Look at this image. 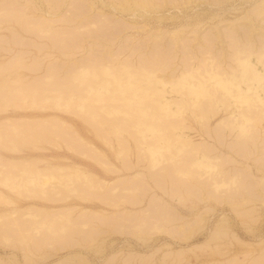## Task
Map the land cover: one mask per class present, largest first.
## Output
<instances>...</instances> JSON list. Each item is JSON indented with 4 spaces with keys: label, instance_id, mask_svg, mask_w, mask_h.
<instances>
[{
    "label": "rangeland",
    "instance_id": "1",
    "mask_svg": "<svg viewBox=\"0 0 264 264\" xmlns=\"http://www.w3.org/2000/svg\"><path fill=\"white\" fill-rule=\"evenodd\" d=\"M118 1L0 0V83L4 85L0 84V264H264V259L261 261L264 258V120L255 122L254 118L256 124L250 121L253 124L244 122L238 126L234 123L233 130L229 129L232 123L228 124L230 127L222 125L223 122L219 121L221 118L228 120L230 109L237 111V107L242 109L245 104L236 98L229 100L228 104L214 107L217 116L208 110L210 102L203 103L201 106L207 105L203 108L213 117H209L210 121L205 118L206 124L202 123L203 120L194 118L192 112L189 115V111L194 110L193 106H200V103L194 105L187 98L185 102L189 85L184 81L192 77L187 80L179 77L183 76V69L187 73L188 67L195 68L197 64L200 72L214 69V65L218 64L213 63L216 61L221 69L225 67L222 69L224 73H229L226 67H230L231 74L237 73L231 68L237 61L234 54L240 49H236L239 39L238 46L241 47L240 43L245 46L243 42L251 36L249 45H255V51L259 49L262 52L264 9L262 12L259 9L264 7V1L184 0L180 4L181 0H146L157 8L154 7V12L139 9L140 14L132 8L135 7L134 0H127L130 5L125 4L126 0L120 1L121 4ZM141 1L134 3L137 5ZM89 2H93L91 8ZM117 4L130 8H116ZM124 8L125 11H119ZM213 36L215 42H212ZM228 38H232V43ZM206 51L210 52L209 55ZM189 53L201 61L194 63L196 60L193 56L191 60ZM205 53L208 58L210 54H214L213 59L219 56L216 61L209 58L213 66L207 63L210 60L204 61L208 59ZM114 59L115 62L117 59L121 61V65L127 60V66L133 68L132 71L139 68L136 71L138 74L160 64L157 70L160 72L163 69V74L170 75L165 78L174 75L176 77L172 80H181L176 86H168L169 90L158 89V93H164L162 95L166 99H178L176 101H181L182 106L184 99L186 105L189 103L188 111L187 105L186 108L183 106L185 110L180 112L182 114L169 115V112L172 114L171 104L166 106L164 102L163 107L155 105L154 109L146 108L167 114L158 116L161 120L149 115L138 118L137 111L143 107L138 104L143 103V108L153 104V96L131 100L122 98L133 92L139 95L144 85L146 89L150 86L156 90L154 79L152 76L145 77L153 80L152 85L149 80H144V75L139 74L144 81L137 78V84L135 78L130 77V85H124V79L123 83L116 81L117 77L124 76L121 75L122 70L119 69L122 71L119 73L114 68L119 63H115ZM102 60L103 64L105 62L103 66ZM202 61L208 66L205 67ZM16 63H19L18 67H15ZM96 64L107 68L112 64L113 69H110L115 71L110 70L111 74L115 76L117 72L119 75L115 79L108 70L102 74L98 70L96 81L92 74L80 73L84 68L98 66ZM210 65L212 67L209 68ZM237 65L238 62L236 69ZM141 67L144 69L141 70ZM193 69L196 74L193 72V75L197 76L198 69ZM76 73V78L72 79ZM155 73L158 72L155 70ZM204 74L198 78L208 82L206 84L210 85L209 90L212 88V96L217 90L222 91L220 94L224 93L219 101L230 90L237 91L232 82L231 86L221 87L214 82V78ZM248 76L253 80L257 78L254 71ZM192 80L195 79H191L190 83ZM99 81L100 87L96 89L95 84ZM247 81L237 88L248 86L246 83L250 87L255 85L252 80ZM256 81V85H263L264 76ZM88 85H94L93 89L89 90ZM226 87H230L228 92ZM55 88L66 91L62 90L63 96H59L63 99H52L57 94ZM251 90H245L244 94L255 96L254 90ZM17 91L22 92L19 94ZM68 92H75L76 96L72 98ZM64 94H70L71 99ZM161 94L154 97L159 98ZM179 94L183 96L182 100H179ZM40 95H46L47 99ZM217 95L215 97L218 98L220 95ZM20 97L23 99L20 100ZM34 97H38L35 98L37 102L31 99ZM207 97L198 95L195 102H205L203 99ZM256 101V97L251 100L253 104ZM229 104L233 108L223 107ZM254 105L253 108L257 107ZM258 105L261 106L260 103ZM182 106L179 107L183 110ZM199 108L194 112L198 113L202 107ZM125 110L130 115H123ZM254 110L259 113L264 111L261 108V111L258 108ZM261 118L264 119V116ZM248 125L251 130L247 131ZM17 129L33 134V142H20ZM236 131L245 133V137ZM198 145L202 146L199 148L201 151L219 158L198 159L194 150L195 146L200 147ZM210 160L212 163H209ZM219 168L224 174L229 173L226 178L237 176V179L233 178L237 181L231 183L229 179L230 184L216 188L212 178L220 179L216 176ZM236 202H239L237 207ZM155 223L157 225L153 227ZM52 227L53 233H49ZM217 227L226 232L221 231L222 239L219 236L211 240L210 236ZM182 229L192 233H181ZM181 234H186L187 239H183ZM213 247L215 251L222 249L224 252H215Z\"/></svg>",
    "mask_w": 264,
    "mask_h": 264
},
{
    "label": "bare ground",
    "instance_id": "2",
    "mask_svg": "<svg viewBox=\"0 0 264 264\" xmlns=\"http://www.w3.org/2000/svg\"><path fill=\"white\" fill-rule=\"evenodd\" d=\"M114 1H116V0H114ZM120 1H122V2H124L123 0H120ZM120 1H118V3L120 2ZM127 1V0H126ZM126 1H125V4H127V5H130L129 3V1H127V3H126ZM133 1V0H132ZM134 1H136V0H134ZM134 1H133V4L135 5V7H132V8H134L135 10L134 11H139V9H142V11H149L150 12V10H153V12H154V10H156V9H154V7L155 8H157L156 6H153L152 4H150V3H147L146 2V0H144V3L141 1L140 3H137V5L134 3ZM148 2H149V0H147ZM171 1V0H170ZM264 1V0H263ZM139 2V1H138ZM152 3L153 2H155V1H151ZM174 2H176V1H174ZM182 2H184V0L182 1L181 0V2H180V4L182 3ZM186 2H188V3H190L189 1H186ZM185 2V3H186ZM193 2V1H192ZM132 3V2H131ZM142 3V4H141ZM161 3H163L162 1H161ZM173 3V2H172ZM176 3H178V2H176ZM93 4V2L92 3H90L89 2V5H90V8H91V5ZM120 4H121V2H120ZM119 4V5H120ZM140 4V5H139ZM170 4V3H169ZM111 5H112V3H111ZM155 5V4H154ZM159 6H160V4H158ZM157 5V6H158ZM164 5V4H163ZM173 5H176V4H173ZM179 5V4H178ZM264 5V4H263ZM93 6V5H92ZM103 6V5H102ZM109 7H110V5H108ZM116 6V5H115ZM183 6V5H182ZM262 6V5H261ZM108 7V8H109ZM113 7V6H112ZM121 8L122 6L120 5V6H118V4H117V7L116 8ZM123 7H125L126 9H127V7H126V5H123ZM122 7V8H123ZM138 7V8H137ZM115 8V7H114ZM122 9V10H120L119 9V11H125L126 9ZM128 8H130V7H128ZM158 8H160V7H158ZM161 8H163V7H161ZM179 8V7H178ZM264 9V7H262L261 9H259L260 10V12H262L261 10H263ZM111 10H112V8H111ZM114 10V9H113ZM118 10V9H117ZM133 10V9H132ZM127 11H129V9L127 10ZM159 11H160V9H159ZM164 11V10H163ZM117 12V11H116ZM130 12H131V9H130ZM133 12V11H132ZM142 13V14H145V13ZM158 12V11H157ZM259 12V11H258ZM118 13V12H117ZM126 13V12H125ZM128 13V12H127ZM147 13V12H146ZM156 13V12H155ZM121 14H123V12H121ZM131 14V13H130ZM135 13H133V15H134ZM138 14H140L139 12H138ZM255 14V13H254ZM258 14V13H257ZM132 15V16H133ZM136 15V14H135ZM247 15V14H246ZM143 16V15H142ZM141 16V17H142ZM176 16V15H175ZM245 16V15H244ZM249 16V15H248ZM151 17V16H150ZM246 18H248L247 16H245ZM245 17H243V18H245ZM146 18V17H145ZM30 27V26H29ZM40 27V26H39ZM183 28V27H182ZM175 31V30H174ZM178 31V30H177ZM236 32V31H235ZM177 33V32H176ZM229 33V32H228ZM174 34H175V32H174ZM196 34V33H195ZM248 35H250V33H247ZM253 33H251V35H252ZM176 35V34H175ZM228 35V34H227ZM246 35V34H245ZM196 36V35H195ZM212 36V35H211ZM215 36V35H214ZM214 36H213V38H214ZM235 36V35H234ZM247 36V35H246ZM246 36H244V37H246ZM155 37V36H154ZM173 37V36H172ZM215 37H218V35H216ZM232 37V36H231ZM249 37H251V36H249ZM249 37H246V38H244V39H246V40H244V41H246V42H243L244 43V45L245 46H243L242 45V43H240L241 44V47L240 46H238V42L240 41L241 42V39H239V41L237 42L236 40H238V36H237V39L236 40H234V41H236L237 43V46H236V49L237 48H240V49H234V50H236L235 51V54H234V52H232L235 56L234 57H236L235 58V60H237L236 62H238V65L237 66H239V67H237V69H236V62H234L235 63V67H233V68H235V69H233V68H231L232 70H234L235 72H237V73H235L234 74V72H233V74H231L232 73V71H230V67H226V69L227 68H229V73L228 74H226V72H228V71H226L225 73H224V71L222 70L223 68H225L224 66H223V68L221 69V65H219V62H217L216 61V57H218L219 58V56L218 55H216V56H214L215 58V60L212 58V56L214 55V54H210V56L211 57H209V58H211L213 61H216V62H213V61H211L209 58H208V56H206V54L210 51H206L207 53H205V57L206 58H208V59H206V60H204V61H208V60H210V61H208L207 63H210V64H212V62L214 63V64H216V63H218L217 65H214V64H212V66L214 65V69L216 70V71H214V69H213V67L210 65L209 66V68L210 67H212V69L210 68V69H208V70H205V69H203V70H205L206 72H200L201 70H199L198 68H200V67H198L197 68V66H199L197 63V66L195 65V64H193V62L191 63V62H188V64L189 65H195L196 67V69L194 68V67H192L191 68V66L190 67H188L189 65L187 64V67L189 68V69H187V67L185 66L184 68H186L188 71H187V73L185 72V69H183L184 71H183V73H182V77H181V75H179V77L180 78H183V79H186L187 80V78H189V76L190 77H192L191 79H195V80H192V82L193 81H195V82H191L190 83V81H191V79H188L189 81H184L185 83H187L188 85H189V87H188V91L186 90V92H185V94H186V97L184 96L185 94H182L184 97H185V102H186V98H187V100L188 101H192V103L194 104V105H196V104H198L199 105V103H200V106H197V108H195L194 106H193V108H194V110H196V109H198L199 107L201 108L202 107V109H200V110H198L197 112L198 113H195L194 112V110L192 109V111L190 110L189 111V115H190V113L194 116V118L195 117H198V118H200V119H202L203 120V122L202 123H204L205 121H207L208 120V118L209 117H213L212 116V114L211 113H209L208 111H206L205 110V108H203V107H206L207 105H204V106H201V105H203V103H212V102H214V103H218V104H216V106H214L215 104L214 103H212L213 104V106L209 103L208 105L210 106V107H208L207 106V108H208V110H210V112H216V110H214L213 108L214 107H217L219 104H226L227 102H229V100H237L236 98H239V99H241L242 101V103H245L244 105H242L241 107H242V109H239V107H237V111L236 110H234V109H230L228 112V117L229 118H227V116H226V118L228 119L227 121H224V120H226L225 118H221L222 120L221 121H219V122H221V124H222V122H223V124L222 125H225V124H229V123H232V127H230L231 125H228L227 127H230L229 129L230 130H233V127H234V123H237V126L240 124V123H244V122H248L249 124H253V123H250V121L251 122H254V120H255V122H258V121H260V120H264L263 118H261L262 116H264V111H262V113H259V112H257L256 110H254L253 111V109H255V108H258V110H260V108H261V110H263L264 109V83H263V85H260V84H258V85H256V83H258V81H256L257 79H260V77L263 75L264 76V61H261L260 59H264V50L262 49L261 51L262 52H260L259 51V49H257L256 51H257V53H256V51H255V49L253 48V47H255V45H253V47L251 46V45H249ZM159 38V37H158ZM197 38V37H196ZM212 37L210 38L211 40L213 39ZM218 39V38H217ZM229 39V41L231 42V40L230 39H232V38H228ZM157 40V39H156ZM160 40V39H159ZM193 40V39H192ZM215 40V38L212 40V42H215L214 41ZM252 40V39H251ZM173 41H174V39H173ZM208 41H209V39H208ZM233 41V42H234ZM247 42H248V44H247ZM174 43V42H173ZM232 43V42H231ZM213 44V43H212ZM166 45V44H165ZM215 46V45H214ZM213 46V47H214ZM233 46V45H232ZM243 46V47H242ZM209 47V46H208ZM163 48V47H162ZM233 48H235V47H233ZM241 48H243V49H241ZM187 49H189V51L191 52L192 50H190L191 48L190 47H187ZM208 49V48H207ZM238 51V52H237ZM172 52V51H171ZM201 52V51H200ZM187 54H188V52H186ZM210 53V52H209ZM209 53H208V55H209ZM232 53H231V55H232ZM238 53V54H237ZM202 54V53H201ZM238 56H237V55ZM176 55V54H175ZM190 56H191V60H192V54L190 55V53H189V58H190ZM195 56V55H194ZM193 56V57H194ZM203 56V55H202ZM201 56V57H202ZM221 56V55H220ZM175 57V56H174ZM205 57H204V59H205ZM232 57V56H231ZM196 57H194V59H195ZM233 58V57H232ZM123 59V58H122ZM122 59H119V60H122ZM201 59V58H200ZM234 59V58H233ZM124 60H125V58H124ZM196 61H194V63L195 62H197V60L198 59H195ZM218 60V59H217ZM231 60V59H230ZM103 61L104 60H102V66L105 64V62H104V64H103ZM113 61V60H112ZM118 61V59L116 60V62H115V59H114V62L115 63H118L117 62ZM127 61V60H126ZM124 62V63H126V64H124L123 62V64L121 65L120 64V62L118 63V65H116V67H114L115 69H116V71H119V69L120 70H122L123 71V73L121 74L122 75V77L123 78H119V77H121V76H119V77H117V79H116V76H118L119 74L117 73V72H115V74H117V75H115L114 76V74H111V72H113V71H115V70H111V69H113V67H111V65H109V67L111 68H107L108 66H104V67H102V66H99L98 64H101V63H98V64H96V65H98V66H96V67H92V66H90V68H84V69H82V70H84V71H81L80 73H82V74H92L91 76H93L94 78L96 77V78H98V75H97V71L99 70V72H100V74H102V73H104V72H106V70H108L107 72L109 73L110 72V70H111V72L109 73L110 75H112L113 77H115V79H116V81L117 80H121L120 82H122V80H123V82H125V84L124 85H130V83H131V81L130 82H128V79L131 77V78H135L134 80L137 82V84H138V81L137 80H142L141 79V77H139L140 75L141 76H143L144 77V80L145 79H147L148 77L147 76H152L151 78H153L154 79V81L153 80H149V79H147V81L148 82H150V83H152V81L153 82H155L154 84L156 85L155 87H157L156 88V90H157V92H156V90L154 89V88H150V86H149V88L148 89H146L147 87H145V85H144V88H142V89H140V94L138 95V94H136V92H133V94H131L130 96H123V98H122V100H131V99H134V98H146L147 96H149V97H152V103L153 104H150V105H148V106H146L147 105V103L145 104V108H143L144 107V105H143V103L142 104H138V102H137V104L138 105H142L143 107H140V106H138V107H140V109H139V111H137V112H139L138 114H136V116L138 117V118H140L141 119V116H144V115H149V116H154V117H164V116H167V114H160V113H158V112H154V110H151L152 109V107H153V109L155 108L154 106L155 105H157L156 107L158 108V106H161V107H163V103L164 102H166L167 104H166V106L168 105V106H170V104H171V106H170V108L172 109H170L171 111H172V114H171V112H169V110H168V112L170 113H168L169 115H177V113H180V112H182V111H184L185 109H184V107L183 106H185V108H186V106H187V111H188V108L190 107L189 106V103H188V101H187V105H186V103L183 101L184 99H183V96L181 95V94H179L180 95V98H179V100H182V102H183V106H182V103H181V101H176V100H178V99H176V100H172L173 98H169V99H166V96H163V95H165L164 93H158V89L159 90H163V91H166V90H169V88L170 87H168V86H176V84H177V82H179V80H181V79H173L172 80V78H174V77H176V76H174L173 75V77L172 78H170L169 77V79H170V81H169V79H167L168 77H166L165 78V76L167 75H165V74H163V73H165V72H162V70L163 69H161V71L159 72V70H157L158 69V66H160V64L157 66V64L156 65H154L155 67H153V68H151V67H149V68H151V70H149V68H146V70L144 69V67H141L140 69L142 70V69H144V70H142V72H139V74L138 73H136V71H138V69H136V71H135V69L132 71V69L133 68H128L129 66H127V62ZM190 61V60H189ZM199 61V60H198ZM201 61V60H200ZM199 61V62H200ZM17 62V61H16ZM109 62V61H108ZM107 62V63H108ZM232 62H233V60H232ZM263 62V63H262ZM142 63V62H141ZM202 63H205L206 64V62H203L202 61ZM202 63H199V64H202ZM17 64H19V63H16L15 64V67L17 66ZM119 64L121 65V66H123V65H125V66H123L122 68H120L121 66H119ZM136 64V63H135ZM143 64V63H142ZM185 64V63H184ZM183 64V65H184ZM113 65H114V63H113ZM112 65V66H113ZM129 65V64H128ZM144 65V64H143ZM219 65V66H218ZM20 66V65H19ZM118 66V67H117ZM134 66V65H133ZM151 66V65H150ZM162 66V65H161ZM205 66V65H204ZM208 66V64H206V66L205 67H207ZM216 66H217V68H216ZM12 67V66H11ZM18 67V66H17ZM87 67V66H86ZM98 67V68H97ZM101 67V68H100ZM140 67V66H139ZM147 67V66H146ZM218 67H220L219 69H218ZM156 68V69H155ZM160 68V67H159ZM167 68V67H166ZM165 68V69H166ZM194 68V69H193ZM250 68H252L253 70H250ZM20 69V68H19ZM155 69L156 70V72H158V73H161V75L163 74L164 75V77L163 76H161L160 77V75L157 73H155V70L153 71V70ZM192 69L193 70H197L198 69V71H196L197 72V76H195L196 74H195V72L194 71H192ZM141 70H139V71H141ZM182 70V69H181ZM189 70H191V71H189ZM217 70H219V72L217 71ZM228 70V69H227ZM238 70V71H237ZM79 71V70H78ZM122 71H119V73H121ZM164 71V70H163ZM178 71V70H177ZM222 71V72H221ZM239 71H240V73H239ZM253 71H254V74L256 75V79H252L251 77H249L248 75H250V74H253ZM9 72H10V70H9ZM77 72V71H76ZM94 72H96V73H94ZM171 72V71H170ZM174 72V71H173ZM193 72H194V74L195 75H193ZM198 72H200V73H198ZM176 73V72H175ZM175 73H173V74H175ZM202 73H205L204 75H206V73L208 74V77L209 78H214V82L217 84V85H220L221 87H224V85H227V84H230V86H231V82L233 83V84H235V86H240V84H243V82H246L247 80H252L253 82H254V84L256 85H254V86H252V87H250L251 85H249L248 83H246V85H248V86H245V87H242V88H237L236 87V89H237V91H235V90H230L229 92H228V90H227V88L229 89L230 87H226V90H227V92L231 95V96H229V94L228 95H226V96H228V97H226L225 95L223 96L224 98H222V100L221 101H219V99L222 97V95L224 94V93H222V94H220L219 92H222L221 90H214V91H216L215 93V95H217V94H219V95H217V96H219L218 98L217 97H215V95L214 96H212L213 95V93H210V92H212L211 90H212V88H211V90H209L208 88H210L209 86V84H206V83H208V82H205V80H203V78H198L199 77V75H202ZM221 73H224V74H226V75H224V74H221ZM1 74V73H0ZM3 74H4V72H3ZM17 74V73H16ZM77 74L78 73H76V74H74V76H73V78L72 77H70V78H72V79H74V78H76V76H77ZM135 74H137V75H135ZM172 74V73H171ZM180 74V73H179ZM237 74V75H236ZM7 75V74H6ZM73 75V74H72ZM178 75V74H177ZM127 78H126V77ZM167 76H170V75H167ZM1 77V76H0ZM48 77L50 78V75H48ZM47 77V78H48ZM113 77H111V78H113ZM145 77H147V78H145ZM178 77V76H177ZM186 77V78H185ZM204 78H207L208 79V77H206V76H203ZM20 78V77H19ZM95 78V80L96 81H98L97 79ZM137 78H139V79H137ZM150 78V79H151ZM5 79H6V77H5ZM137 79V80H136ZM206 79V80H207ZM2 80V79H1ZM144 80H142V81H144ZM178 80V81H177ZM202 80L204 81L203 83H202ZM209 80V79H208ZM16 81V80H15ZM146 81V80H145ZM5 82V81H4ZM17 82V81H16ZM19 82V81H18ZM17 82V83H18ZM22 82V81H21ZM104 82H109V81H105L104 80ZM122 82V83H123ZM140 82V81H139ZM183 82V83H184ZM122 83H120L121 85H123ZM143 83V82H142ZM180 83V82H179ZM196 83V84H195ZM210 83V82H209ZM1 85H2V83H0ZM20 84V83H19ZM99 84H101L100 83V81H99V83H97V84H95L96 85V89H98L100 86H99ZM203 84V85H202ZM210 84H212V82L210 83ZM232 84V85H233ZM69 85V84H68ZM78 85V84H77ZM76 85V86H77ZM152 85H153V83H152ZM198 85H201L200 87L198 86ZM205 85H207V86H205ZM2 86H4V85H2ZM18 86V85H17ZM34 86V85H33ZM58 86V85H57ZM64 86V85H63ZM89 87H88V89L90 90V89H93V86H91V85H88ZM213 86V85H212ZM214 86H215V84H214ZM242 86H244V84L242 85ZM48 87V86H47ZM65 87H66V85H65ZM2 87H0V89H1ZM14 88V87H13ZM20 88V87H19ZM28 88V87H27ZM64 88V87H63ZM3 89H6V88H3ZM17 89V88H16ZM34 89V88H33ZM56 90H54V92H56L57 94L55 95L54 94V97L52 98V99H55V97L57 98V99H55V101H57V100H60V99H63V97H60V99H59V96H63V94H62V92L64 91L62 88H61V91L59 90V89H57V88H55ZM65 89V88H64ZM214 89V88H213ZM215 89H216V87H215ZM247 89H249V90H254V94H255V96H251L252 94H249L247 91V93L248 94H244V92H245V90H247ZM7 90V89H6ZM12 90V89H11ZM45 90V89H44ZM63 90V91H62ZM66 90V89H65ZM68 90V89H67ZM71 91H73V89H70ZM84 90V89H83ZM171 90V89H170ZM251 90V91H252ZM29 91H31L30 89H29ZM34 91H36V90H34ZM39 91H41V90H39ZM162 91V92H163ZM175 91V90H174ZM232 91V92H231ZM8 92V91H7ZM6 92V93H7ZM17 92H19V91H17ZM22 92V91H21ZM21 92H19V94H21ZM33 92V91H32ZM46 92V91H45ZM44 92V93H45ZM66 91H64V93H65ZM171 92H172V90H171ZM187 92H188V94H187ZM35 94L37 93V91L36 92H34ZM40 93V92H39ZM41 93H42V91H41ZM68 93H70V92H68ZM67 93V94H68ZM75 92H73L72 94H71V97L72 98H74L75 96H76V94H74ZM154 93H157V94H154ZM207 93V94H206ZM33 94V93H32ZM32 94H30V96H32ZM62 94V95H61ZM66 94V95H67ZM70 94L69 95H67V96H69V98L71 99V97H70ZM79 94V93H78ZM160 95L161 94V97H159V98H155L154 97V95ZM208 94H210V96L208 95ZM37 95H38V93H37ZM65 94H64V96H66ZM81 95V94H80ZM167 95V94H166ZM188 95V96H187ZM198 95H202V96H205V97H207L206 98V100H204L203 99V101H205V102H202V100H198L197 102H195V100L197 99V96ZM24 96H26L25 94H24ZM33 96H36V95H34L33 94ZM40 96H42V95H40ZM46 96V95H45ZM45 96H42L43 97V99L45 98V99H47V97H45ZM58 96V97H57ZM168 96V95H167ZM5 97V96H4ZM231 97V98H230ZM256 97V99H258V102L256 101V103H254L255 105H257V107H255V108H253V102H251V100L252 101H254V98ZM6 98V97H5ZM27 98H29V97H27ZM26 98V99H27ZM35 98H38V97H34V98H31V99H34L35 100ZM41 98V97H40ZM68 97H67V99L70 101V99H69ZM110 98V97H109ZM112 98V97H111ZM226 98H230V99H226ZM3 99V98H2ZM21 99H23L22 97H20V100ZM30 99V100H31ZM65 100V102L66 101H68L66 98H64ZM113 99V98H112ZM175 99V98H174ZM224 99V100H223ZM29 100V99H28ZM27 100V101H28ZM29 100V101H30ZM114 100V99H113ZM139 100V99H138ZM217 100V101H216ZM226 100H228V101H226ZM231 100V101H232ZM4 101V100H3ZM10 101V100H9ZM37 101H38V99H37ZM36 100L34 101V102H37ZM54 101V102H55ZM69 101L68 102H66V103H69ZM148 101V100H147ZM223 101H225L224 103H223ZM230 101V102H231ZM33 102V101H32ZM142 102H144V101H142ZM201 102H202V104H201ZM220 102V103H219ZM251 102V103H250ZM145 103V102H144ZM149 103V102H148ZM169 103V104H168ZM192 103L190 102V104L192 105ZM258 103H260V105L261 106H259L258 105ZM54 104H56V102L54 103ZM136 104V103H135ZM136 104V105H137ZM228 104V103H227ZM231 104V103H230ZM230 104L229 105H223V107H226V106H229L230 108H233V107H231L230 106ZM14 105V104H13ZM16 105V104H15ZM126 105H128V104H126ZM135 105V106H136ZM235 105V104H234ZM254 105V106H255ZM179 106H182L183 107V110H182V108H180ZM212 106V107H211ZM233 106V105H232ZM134 107V106H133ZM149 107H151V111H149V110H147V109H149ZM161 107H159V108H161ZM219 107V106H218ZM229 107H226V108H228L229 109ZM245 107V108H244ZM147 108V109H146ZM157 108L155 109L156 111H157ZM169 108V107H168ZM210 108V109H209ZM235 108V107H234ZM252 109V111H250L251 109ZM131 109V108H130ZM134 110H136V107H134L133 108ZM145 109L147 110V111H145ZM213 109V110H212ZM224 109V108H223ZM132 110V109H131ZM134 110H132V111H134ZM138 110V109H137ZM159 110V109H158ZM166 110V109H165ZM202 110L204 111V112H202ZM240 110V111H239ZM260 110V111H261ZM161 111V110H160ZM186 111V112H187ZM218 111V110H217ZM224 111H227V109H224ZM255 111L257 112L256 114H255ZM137 112H135V113H137ZM215 112L213 113V115H215V116H217L216 114H215ZM248 112H249V114H248ZM254 112V113H253ZM122 114L123 115H125V114H128V112H126V110L125 111H122ZM180 114H182V113H180ZM219 114V113H218ZM260 114H263V115H260ZM128 115H130V114H128ZM162 115V116H161ZM169 115H168V117H169ZM211 115V116H210ZM224 115H226V114H224ZM93 116L95 117V114H93ZM259 116V117H258ZM129 117V116H128ZM132 117V116H131ZM130 117V118H131ZM134 117H135V115H134ZM133 117V118H134ZM137 117H136V119H137ZM145 117V116H144ZM143 117V118H144ZM148 116H146V118H147ZM154 117H153V120H155L154 119ZM156 118V119H159V120H161L160 118ZM257 117H258V119H257ZM132 118V119H133ZM149 118H151V117H149ZM170 118V117H169ZM207 119V120H204V119ZM238 118H240V119H238ZM255 118V119H254ZM260 118V119H259ZM164 119V118H163ZM167 119V118H166ZM166 119H165V121H166ZM254 119V120H253ZM135 120V119H134ZM152 120V119H151ZM159 120H157V121H159ZM184 120V122H185V119H183ZM209 121H210V118H209ZM240 121V122H239ZM36 122V121H35ZM179 122V121H178ZM254 122V123H255ZM139 123V122H138ZM197 123V122H196ZM33 124H34V122H33ZM204 124H206V123H204ZM256 124V123H255ZM255 124H254V126H255ZM260 124V123H259ZM264 124V123H263ZM35 125V124H34ZM200 125V124H199ZM201 125H203V124H201ZM219 125H220V123H219ZM14 127L16 126V125H13ZM24 126V125H23ZM25 126H28V125H25ZM24 126V127H25ZM171 126H174V125H171ZM186 126V130H187V132H188V127H187V125H185ZM204 126V125H203ZM236 126V124H235V127H237ZM241 126V125H240ZM239 126V127H240ZM251 126V125H250ZM253 126V129L255 128ZM33 127V126H32ZM35 127V126H34ZM41 127H43V126H41ZM180 127V126H179ZM184 127V126H183ZM224 127V126H223ZM227 127H225V129L227 128ZM264 127V126H263ZM17 128H20V126L19 127H17ZM23 128V127H22ZM40 128V127H39ZM220 128H222V126H220ZM245 128H246V126H245ZM245 128H243V129H245ZM162 129V128H161ZM182 129V128H181ZM184 129V128H183ZM214 129V128H213ZM224 129V128H223ZM236 129V128H235ZM234 129V130H235ZM240 129H242V127H240ZM250 128H249V125L247 126V131L249 130ZM257 129V128H256ZM18 130V133H20L19 135L18 134H16L19 138V141L20 142H23V143H26L27 141H32L33 139H35L34 137H33V139H32V136H33V134L31 135V134H29V133H27V131L28 130H23V129H21V130H19V129H17ZM23 130V131H22ZM31 130V129H30ZM35 130H37V129H35ZM34 130V131H35ZM159 130H160V128H159ZM191 130H193V129H191ZM201 130V129H200ZM204 130V129H203ZM222 130V129H221ZM251 130V129H250ZM25 131V132H24ZM204 131H206V130H204ZM31 132V131H30ZM219 132V131H218ZM224 132V131H223ZM237 133H239L238 131H236ZM245 132H246V130H245ZM55 133V132H54ZM189 133V132H188ZM242 133V132H241ZM249 135L251 134V132L249 133V132H247ZM252 133H254V132H252ZM256 133V132H255ZM186 134V133H185ZM243 134H245V133H243ZM243 134H240L239 133V135H243ZM258 134V133H257ZM256 134V135H257ZM1 135V134H0ZM31 135V136H30ZM54 135V134H53ZM239 135H236V137L237 136H239ZM254 135V134H253ZM6 136V135H5ZM16 136V137H17ZM235 136V135H234ZM4 137V136H3ZM208 137H209V135H208ZM241 137V136H240ZM242 137H245L244 135L242 136ZM249 137V136H248ZM247 137V138H248ZM251 137H253V136H251ZM7 138V137H6ZM29 138H31V140H28ZM40 138H41V136H40ZM215 138V137H214ZM14 139V138H13ZM17 139V138H16ZM17 139V140H18ZM46 139V138H45ZM239 139V138H238ZM253 139V138H252ZM252 139H250V140H252ZM37 140H39V139H36V141ZM41 140H42V138H41ZM247 140V139H246ZM2 141H4L3 139H2ZM9 141V140H8ZM13 141V140H12ZM35 141V140H34ZM189 141V140H188ZM245 141V140H244ZM33 142V141H32ZM40 142V141H39ZM190 142V141H189ZM206 142V141H205ZM4 143V142H3ZM6 143H8L7 141H6ZM13 143H14V141H13ZM12 143V144H13ZM204 143V142H203ZM247 143V142H246ZM195 144V143H194ZM196 144H198V143H196ZM195 144V145H196ZM201 144V143H200ZM208 144V143H207ZM4 145V144H3ZM2 145V146H3ZM10 145V144H9ZM18 145V144H17ZM27 145V144H26ZM32 145V144H31ZM187 145L189 146V144L187 143ZM190 145H192V142L190 143ZM244 145V144H243ZM5 146H6V144H5ZM11 146V145H10ZM14 146V145H13ZM21 146H23V145H21ZM198 146H200V145H198ZM9 147V146H8ZM12 147V146H11ZM190 147H192V148H194V146H190ZM208 147V146H207ZM207 147H206V149H207ZM199 148H202V146H200V147H198V148H196V146H195V153H197V158L198 159H201V158H203V157H206V158H208V159H215V160H217L219 157H218V155H217V157H215V155L213 154V155H208V153L209 152H206L205 150H203V151H201V149H199ZM191 149V148H190ZM189 150V149H188ZM187 150V151H188ZM193 150V151H194ZM210 150V149H209ZM187 151H185V153L187 152ZM191 151V150H190ZM215 151V150H214ZM189 152V151H188ZM194 153V154H195ZM186 154H188V153H186ZM190 154V153H189ZM183 156H184V154H183ZM186 156H188V155H186ZM196 156V155H195ZM213 156V157H212ZM217 158V159H216ZM193 159V158H192ZM191 160V159H190ZM203 160V159H202ZM211 160H210V162L209 163H212L211 162ZM185 161V160H184ZM199 162V161H198ZM186 163V162H185ZM208 165V164H207ZM16 166V165H15ZM185 166V165H184ZM215 166H216V161H215ZM26 168V167H25ZM53 169V168H52ZM183 169H184V167H183ZM188 169V168H187ZM220 170L219 171H216L217 173H216V176L218 175V177H220V179H217V177H215V178H212V182H214L213 184H214V186L217 188V187H219L220 185H224V184H230V183H228L229 182V179L231 180L230 182L231 183H235L237 180H235V181H233L234 179L233 178H235V179H237L236 177L237 176H233L232 175V173H231V177H229V178H226L225 176L226 175H228L227 173H223V171H222V168H219ZM26 170V169H25ZM262 170V169H261ZM184 171H186V170H184ZM183 171V172H184ZM13 172V171H12ZM187 172V171H186ZM38 173V172H37ZM185 173V172H184ZM34 174V173H33ZM190 174V173H189ZM8 175V174H7ZM187 176H189L188 174H187ZM6 177V176H5ZM191 177V176H190ZM193 177V176H192ZM12 178V177H11ZM9 179V178H8ZM239 180V179H238ZM89 181H91L90 180V178H89ZM187 181H188V179H187ZM210 185H211V183H210ZM238 186V185H237ZM236 186V187H237ZM196 190H198V189H196ZM185 192L184 193H186V194H188L187 193V191L186 190H184ZM199 191V190H198ZM235 191H237V190H235ZM198 193H200V192H198ZM182 194V193H181ZM180 196H178L177 198H179ZM184 197V196H183ZM187 197H188V195H187ZM181 198V197H180ZM211 198V197H210ZM242 198V197H241ZM183 200H185V198H183ZM242 200V199H241ZM241 200L239 201L240 203H241ZM247 200V199H246ZM243 201H245V198H244V200ZM239 202H236L237 203V205H235L236 207L238 206V204H239ZM139 211V210H138ZM136 213H138V212H136ZM138 214H140V212L138 213ZM140 216V215H139ZM142 220H144V219H142ZM146 221V220H145ZM18 224V223H17ZM16 224V225H17ZM156 225H157V223H155L154 224V226L153 227H156ZM222 225V224H221ZM173 227H174V225H173ZM178 227V226H177ZM181 227V226H180ZM193 228V227H192ZM51 229L53 230V227L52 228H50V230L49 231H51ZM19 230V229H18ZM188 230V229H187ZM188 231H190V228H189V230ZM221 231H222V227H217L215 230H214V233H212L211 234V236H210V239L212 240V239H218L219 238V236H221L220 235V233H221ZM69 232V231H68ZM184 232H186L185 230H184ZM183 232V229H182V231H181V233H184ZM222 232H226V231H222ZM48 233V232H47ZM49 233H53L52 231L51 232H49ZM186 233H188V232H186ZM190 233H192V232H190ZM190 233H188V234H190ZM46 234V233H45ZM69 234V233H68ZM67 233H66V235H68ZM48 235V234H47ZM49 236V235H48ZM52 236H54V235H52ZM67 237V236H66ZM181 237H183V239H187V235L186 234H181ZM49 238V237H48ZM223 238V236H221L219 239H222ZM182 239V240H183ZM25 241V240H24ZM37 243H38V241H37ZM208 243V242H207ZM260 244V243H259ZM206 246H208L207 244H205ZM206 246H204V247H206ZM209 247V246H208ZM207 247V248H208ZM212 250H214L215 251V249H214V247H213V249ZM211 250V252H214V251H212ZM219 251H215V252H224V251H222V249L220 250V249H218ZM261 251V250H260ZM214 252V253H215ZM180 253V252H179ZM225 253H226V251H225ZM224 253V254H225ZM182 254V253H181ZM212 254V253H211ZM174 255H175V253H174ZM179 255V254H178ZM177 255V256H178ZM259 255H260V253H259ZM264 255V254H263ZM258 256V255H257ZM263 257V256H262ZM234 259V258H233ZM254 259V258H253ZM252 259V260H253ZM264 258H262L261 259V261L263 260ZM229 261H231V259L229 260ZM260 261V262H261ZM255 262H257V261H255ZM253 263H254V261H253ZM258 263V262H257ZM257 263H255V264H257ZM227 264V263H226ZM229 264H231V262H229ZM259 264V263H258Z\"/></svg>",
    "mask_w": 264,
    "mask_h": 264
}]
</instances>
